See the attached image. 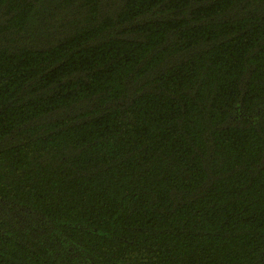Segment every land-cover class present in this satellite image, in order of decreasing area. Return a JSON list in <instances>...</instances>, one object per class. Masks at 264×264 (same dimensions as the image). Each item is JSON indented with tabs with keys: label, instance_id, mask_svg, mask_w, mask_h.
Instances as JSON below:
<instances>
[{
	"label": "trees",
	"instance_id": "16d2710c",
	"mask_svg": "<svg viewBox=\"0 0 264 264\" xmlns=\"http://www.w3.org/2000/svg\"><path fill=\"white\" fill-rule=\"evenodd\" d=\"M0 264H264V0H0Z\"/></svg>",
	"mask_w": 264,
	"mask_h": 264
}]
</instances>
